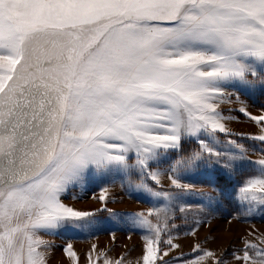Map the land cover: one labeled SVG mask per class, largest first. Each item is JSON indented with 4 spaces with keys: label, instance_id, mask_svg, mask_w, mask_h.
<instances>
[{
    "label": "snow or ice",
    "instance_id": "snow-or-ice-1",
    "mask_svg": "<svg viewBox=\"0 0 264 264\" xmlns=\"http://www.w3.org/2000/svg\"><path fill=\"white\" fill-rule=\"evenodd\" d=\"M228 88L264 90V0H0V264H47L53 245L41 232L90 230L96 213L115 215L64 203L90 177L108 182L101 201L117 180L152 198L147 214H129L151 234L142 264H169L176 211L189 196L212 199L186 182L199 169L220 173L213 191L245 218L264 210V159L218 138L245 137L218 108L239 98ZM238 111L264 126V114ZM245 138L264 145V135ZM188 140L196 147L185 153ZM248 165L254 173L230 192ZM165 175L170 190H158ZM242 251V264H264V247L246 241ZM214 255L197 246L190 264ZM90 261L113 264L106 254Z\"/></svg>",
    "mask_w": 264,
    "mask_h": 264
},
{
    "label": "rangeland",
    "instance_id": "rangeland-1",
    "mask_svg": "<svg viewBox=\"0 0 264 264\" xmlns=\"http://www.w3.org/2000/svg\"><path fill=\"white\" fill-rule=\"evenodd\" d=\"M227 91L238 93L239 98L232 96L229 100L224 97L217 101L218 108L223 112V115L231 117V119L223 121L226 127L235 134H245V137L264 135V126L250 120L238 111L246 106L247 111L253 115L264 114V90L242 91L240 88H228ZM245 137L238 135L226 137L223 134H218V138L222 142L221 147L227 146L224 142L228 139L237 140L247 149L246 154L250 160L259 161L264 159V152L259 150L264 145H259L258 141ZM194 147H196L195 140L186 141L184 144L185 153ZM153 167H156V165H153ZM253 173L254 168L252 165L238 171L231 181L232 187L229 188V191L231 192L233 188H237L242 181ZM219 174L202 168L190 175L186 182L195 184L197 189L204 193H210L212 199H209L208 196H189L186 202L192 206V202L198 200L199 207L195 209V206H193L194 209L187 208L183 212L176 211L170 221L172 225L171 237L172 240L184 238L183 243L179 240H176V243L173 242V244L179 245L178 248L184 249L185 247V249H188L194 241L196 247L213 253V248L208 249V245H211V247H215L214 254L216 258H224L226 264H242V261L236 257L244 255L242 249L246 241L264 247V210H258L252 216L245 218L234 199L219 197V193L213 191L210 181ZM165 180H168L166 175L161 177L160 183H164ZM104 183L108 182L90 177L83 186L73 187L63 197V201L81 211H95L106 206L114 210L115 215L107 211L96 213L95 226L90 230L76 231L68 228L61 230L58 234L41 232L40 236L53 245L47 253V264H91L90 254L92 260L97 255L106 254L113 264L117 260H122L123 264H142L146 240L151 234L133 228L129 220V214L136 212L147 214V210L154 207L152 198L147 197L145 193L131 194L122 185V182L117 180L114 184L109 185V199L101 201L98 197L102 195L100 189ZM221 183L222 181L217 183L216 187L219 188ZM154 186L158 190L161 188L164 191L170 190V186ZM180 206H183V202ZM214 208H217V212L223 210L222 213L226 217L209 223L213 221L208 217L212 215L211 210ZM149 219L153 221V224L156 223L155 218L149 217ZM191 230L196 231L195 235L192 237L187 236ZM240 236L245 237V241H243V238L241 241ZM160 239V247L167 250L168 246L164 241L168 237L162 233ZM242 243L243 246L239 247ZM68 244L72 245V249L76 253L75 257L68 256L66 251ZM176 249L172 248L168 256L164 257L165 260H169V264H181L179 261L170 259L179 251V249L177 251ZM191 256H193V251L187 253L185 258L190 262ZM208 260L209 257H204L201 264H210Z\"/></svg>",
    "mask_w": 264,
    "mask_h": 264
},
{
    "label": "crops",
    "instance_id": "crops-1",
    "mask_svg": "<svg viewBox=\"0 0 264 264\" xmlns=\"http://www.w3.org/2000/svg\"><path fill=\"white\" fill-rule=\"evenodd\" d=\"M160 186H162V187H168V186H170V182H169L168 180H165L164 183H160ZM193 206H195V209L198 208V207H199V201H198V200H197V201H193V202H192V206H191L189 209H190V210L194 209ZM186 209H187V208H185V210H186ZM210 209H212V208H210ZM211 211H212V215H210V216L208 217V219H211V220H213V221H210L209 223L215 222L214 220H216V219H221V218H225V217H226V216H224V214L222 213L223 210H219V211L217 212V208H214V209L211 210ZM224 211H225V210H224ZM195 232H196V231H192V230H191L190 232H188L187 236L192 237L193 235H195ZM174 238H175V237H174ZM242 238H243V241H245V237L240 236L241 241H242ZM176 240H179V241H181V242L183 243L184 238H181V239H175V240H173V242L176 243ZM185 244H186V243H185ZM236 245H239V244H236ZM242 246H243V243H242L239 247H242ZM208 247H209L208 249H212V248H213L212 250H213V253H214V251H215V247H211V245H208ZM195 248H197V247H196V243L193 241V242H192V245H191L188 249H185V247H184V249L177 248L176 251H177L178 249H179V251L176 252L173 256H171V258H172V257H180L181 254H183L184 257H186V256H187V253L193 251ZM200 249H201V248H200ZM191 258H193V256H191ZM210 258H211V259H210ZM215 258H216V255L209 257L208 262H209L210 264H214ZM175 261H176V260H175ZM189 263H190V262H189Z\"/></svg>",
    "mask_w": 264,
    "mask_h": 264
}]
</instances>
